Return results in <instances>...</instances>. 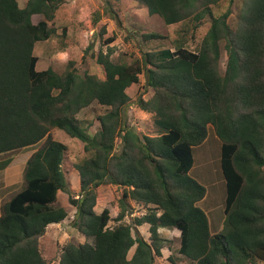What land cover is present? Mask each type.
Returning <instances> with one entry per match:
<instances>
[{"label": "trees", "instance_id": "1", "mask_svg": "<svg viewBox=\"0 0 264 264\" xmlns=\"http://www.w3.org/2000/svg\"><path fill=\"white\" fill-rule=\"evenodd\" d=\"M138 1L167 26L192 21L197 28L209 17V31L196 51L149 52L137 63H114L112 50L100 52L102 80L80 75L72 62L63 74L37 70L35 45L51 38L49 23L65 0H28L24 8L18 0H0V157L41 144L26 162L21 190L0 206V264H50L40 239L68 217L56 205L59 192L69 195L76 208L72 226L88 240L64 246L59 264H156L167 243L161 229L180 232L178 255L193 264H264V0H241L234 27L230 8L214 15L227 0ZM34 16L42 20L34 24ZM140 38L148 43L166 36L144 32ZM141 75L154 95L138 106L154 115L155 137L141 136L125 118L127 90ZM93 103L110 109L94 135L77 119ZM210 126L222 144L226 181L225 221L216 235L198 206L207 190L190 175L194 149ZM53 130L84 143L88 157L76 165L77 196L63 171L68 148ZM11 159L0 161V169ZM104 185L122 190L113 227L109 209L95 211ZM131 202L148 211L129 224ZM144 225L148 240L133 234Z\"/></svg>", "mask_w": 264, "mask_h": 264}, {"label": "rangeland", "instance_id": "2", "mask_svg": "<svg viewBox=\"0 0 264 264\" xmlns=\"http://www.w3.org/2000/svg\"><path fill=\"white\" fill-rule=\"evenodd\" d=\"M21 8H24L28 0H18ZM241 0H227L223 6L216 8L214 15L232 10L230 17L231 26H235L239 14ZM98 19V21H96ZM42 18L34 16L32 21L37 24ZM195 22L187 21L167 26L163 19L151 16L148 9L138 0H65L56 13L55 19L49 23L51 38L46 41L37 42L34 55L38 57L37 70L44 71L53 68L57 73L63 74L72 62L80 75L90 74L104 80L105 73L97 59L99 53L107 54L112 50L111 59L114 63H137L142 62L145 53L161 52L166 49L175 51L179 48H188L196 51L210 28V18L207 17L195 28ZM103 27L105 32H103ZM144 32L160 33L166 36L164 40L143 43L140 35ZM114 38V42L108 44V39ZM227 54L222 51L221 70L226 69ZM140 84L131 86L127 93L131 102L125 110V118L132 128L141 136H158V128L154 123V115L141 110L138 100L143 98L149 100L153 97V90L144 89L145 78L140 76ZM110 109L93 103L90 107L81 111L77 119L80 125L89 133L96 134L100 128L99 117L106 114ZM209 144L204 149H196L195 167L190 175L201 183L207 190L204 202L198 206L204 208L208 214L213 229L224 226L225 204H226V181L220 164V145L214 144L216 138L212 126L208 129ZM55 140L64 143L68 150L63 164V171L68 180L70 192L79 195L81 190L80 176L76 165L88 157L84 143L78 139H71L65 133L53 130ZM121 141L118 139L117 146ZM41 145V144H39ZM34 146L9 156L0 157V161L11 157L12 169L9 177L12 186L11 194L7 199L19 192L23 185V161L28 159L39 147ZM210 145V146H209ZM215 147H217L215 149ZM1 163V162H0ZM97 205L95 211L101 214L104 209L111 212L110 227L117 224L120 212V199L122 190L115 185H104L97 190ZM57 206L64 207L68 212L67 219L60 224L50 225L46 234L40 239V249L43 257L50 264H59L64 246L68 243L84 244L87 238L72 226L76 216V208L69 202V195L59 192ZM132 213L126 217V223H133L134 219L147 213L148 209L142 205L131 202ZM206 206L208 208H206ZM200 207V208H201ZM131 212V211H129ZM134 235L140 234L147 240L150 237L149 226L144 225L133 231ZM138 232V233H135ZM161 237L167 242L164 244L162 256L157 258L156 264H173L169 261L170 256L175 260L181 258L178 264H193L189 259L178 255L180 247V232L159 230ZM136 250L133 247L129 252L132 258Z\"/></svg>", "mask_w": 264, "mask_h": 264}, {"label": "crops", "instance_id": "3", "mask_svg": "<svg viewBox=\"0 0 264 264\" xmlns=\"http://www.w3.org/2000/svg\"><path fill=\"white\" fill-rule=\"evenodd\" d=\"M216 138H214L213 139V141H214V144H215V146H216V144L218 145V142H219V139H218V137L217 136H215ZM209 139L210 138H207L206 139V141L201 145V146H198V147H196L195 149H194V166H193V168L195 167V159H196V154H195V151H196V149L198 148V149H204L205 148V150H209V149H207L208 147H206L210 142H209ZM210 146V145H209ZM217 147H215V149H216ZM219 153H220V164H221V145H220V149H219ZM30 158V157H29ZM28 158V159H29ZM28 159H26V160H24L23 161V164H22V166H21V168H24L25 167V165H26V162H27V160ZM12 164H13V162L10 164V165H8L7 167H5L4 169H0V206L2 205V203H4V202H6V201H8V200H10V199H7L8 198V196L11 194V192H12V190H13V188H14V186H12V184H11V180H10V177H9V171H10V169H12L11 167H12ZM193 170V169H192ZM191 170V171H192ZM206 199V198H205ZM201 202H204V200H202ZM201 207V206H200ZM206 208H208L207 206H206ZM201 209L202 210H204L205 211V213L207 214V216H208V218H209V214H208V212L204 209V208H202L201 207ZM224 211H225V209H224ZM224 214H225V212H224ZM0 216H1V212H0ZM209 222H210V230H211V233L213 234V235H216V234H218V233H220L221 231H222V229H223V226L222 227H218L217 226V228L214 230L213 229V224L211 223V221H210V218H209ZM164 230V229H163ZM165 230H167V229H165ZM169 231H171V230H169ZM173 231H175V230H173Z\"/></svg>", "mask_w": 264, "mask_h": 264}]
</instances>
